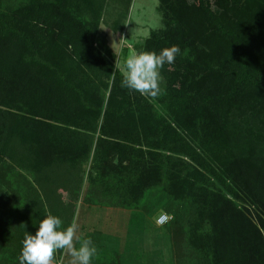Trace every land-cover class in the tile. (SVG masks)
I'll return each instance as SVG.
<instances>
[{
    "label": "trees",
    "instance_id": "1",
    "mask_svg": "<svg viewBox=\"0 0 264 264\" xmlns=\"http://www.w3.org/2000/svg\"><path fill=\"white\" fill-rule=\"evenodd\" d=\"M157 1L162 28L137 49L181 54L151 97L122 87L107 0H0V178L18 183L0 264L49 213L68 227L49 194L77 193L86 168L100 201L162 204L185 264H264V0Z\"/></svg>",
    "mask_w": 264,
    "mask_h": 264
},
{
    "label": "rangeland",
    "instance_id": "2",
    "mask_svg": "<svg viewBox=\"0 0 264 264\" xmlns=\"http://www.w3.org/2000/svg\"><path fill=\"white\" fill-rule=\"evenodd\" d=\"M157 7V0H129L122 5L115 0H107L99 34L104 37L112 54L114 68L123 75L127 56L138 53L137 46L152 31L162 28ZM160 87H163V79ZM87 171L86 168L77 193L75 187L65 188L61 182L59 188L51 189L49 196L50 203L56 207L60 208L63 204L72 208L69 225L73 222L78 225L74 246L79 248L83 239L93 240L97 253L91 264H185L183 259L187 255L181 251V235H177L178 231L171 224L164 227L157 224L158 217L163 213L162 204L157 206L151 199L146 203L149 209L153 208L152 212H146L143 209L127 210L100 201L88 189ZM3 174L0 178V184L5 183L0 191V236L4 228L3 214L8 206H13L15 195L12 193L18 184L9 173ZM42 183L49 184L48 181ZM54 264H71V256L62 249Z\"/></svg>",
    "mask_w": 264,
    "mask_h": 264
},
{
    "label": "clouds",
    "instance_id": "3",
    "mask_svg": "<svg viewBox=\"0 0 264 264\" xmlns=\"http://www.w3.org/2000/svg\"><path fill=\"white\" fill-rule=\"evenodd\" d=\"M121 41V40H120ZM181 54L178 45L152 51L133 52L124 62L122 87L141 95L156 97L161 92V69L172 65ZM62 228V220L48 214L37 227L35 234L25 232L19 264H54L58 250H66L71 256V264H91L97 248L91 238L83 239L79 248L74 246L78 225L73 222Z\"/></svg>",
    "mask_w": 264,
    "mask_h": 264
},
{
    "label": "built area",
    "instance_id": "4",
    "mask_svg": "<svg viewBox=\"0 0 264 264\" xmlns=\"http://www.w3.org/2000/svg\"><path fill=\"white\" fill-rule=\"evenodd\" d=\"M170 221H171V217L163 214L158 217L157 224L159 226H163L169 223Z\"/></svg>",
    "mask_w": 264,
    "mask_h": 264
}]
</instances>
